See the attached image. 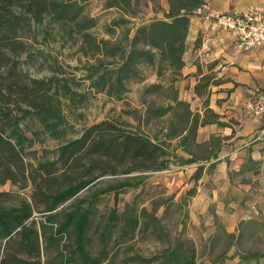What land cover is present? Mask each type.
Instances as JSON below:
<instances>
[{"label":"trees","instance_id":"1","mask_svg":"<svg viewBox=\"0 0 264 264\" xmlns=\"http://www.w3.org/2000/svg\"><path fill=\"white\" fill-rule=\"evenodd\" d=\"M91 1L96 0H0V187L10 183L20 191L31 190L29 199L0 192V264H102V259L90 249L92 208H83V201L67 210L64 206L68 202L95 188L106 176L123 179L98 188L90 194L91 198L97 202L107 193H115L118 198L125 189L140 186L144 176L134 174L165 171L174 163L199 164L195 173L199 181L206 165L212 169L219 163L227 140L212 135L208 141H198L201 128L226 127L210 107V86L223 81L209 75L201 78L194 90L196 97L203 100L201 111H194L191 103L181 98L179 87L185 79L183 69L192 19L196 10L211 0H168L164 19L144 23L133 34L128 18L114 19L106 28L110 39L92 34L99 21L87 13L86 5ZM149 4L160 8L161 0H106L104 8L135 17ZM45 23L59 27L69 40L81 42V51L93 60L86 68L90 89L111 100H124L133 81L146 82L144 67L155 70L156 82L144 86L140 94L143 110L124 112L136 126L104 120L85 128L78 138L67 141L55 152L35 149L43 147L47 139L65 137L62 98L71 106L82 104L85 99L67 82L60 88L56 76L39 79L24 68L30 58L27 34ZM123 27V37L117 38L118 29ZM31 119H36V129L25 125ZM175 142L177 146L173 148ZM178 151L183 155H178ZM259 168L260 162L249 157L240 171L231 172L230 176ZM196 193L193 188L188 195L194 197ZM174 200H154L151 211L132 207L120 216L114 210L101 238L112 237L122 222L120 234L124 237H135L143 227L158 239L166 236L167 243L147 264H198L195 243L181 235L171 240L160 226V209L165 208L166 214L167 205ZM37 214L43 215L44 221H38ZM216 222L219 231L211 242L212 263L224 264L232 249H236L242 262L264 257L262 243L245 245L256 235L249 226L258 222L242 221L237 234ZM222 239L226 245L216 254V244ZM67 240L73 241L71 248L65 246Z\"/></svg>","mask_w":264,"mask_h":264},{"label":"rangeland","instance_id":"2","mask_svg":"<svg viewBox=\"0 0 264 264\" xmlns=\"http://www.w3.org/2000/svg\"><path fill=\"white\" fill-rule=\"evenodd\" d=\"M105 2L106 0H96L86 5L87 13L99 21L97 28L92 31V34L105 39L111 38L107 34L106 28L114 19L121 18L122 16L128 18L130 20L128 28L132 30L133 34L136 28L144 23H148L153 19H164L165 11L168 10V8L166 9L164 7L166 0H161L160 8L149 4L142 8L141 13L132 17L118 9L106 10L104 8ZM124 28L118 29L116 34L117 38L123 37L125 32ZM26 42L30 55L27 65L24 67L26 70H29L39 79H48L56 76L57 84H60V88L62 84L67 82L73 90L85 96L83 103L77 106L69 105L66 99L62 98L63 113L66 118L65 127L67 130L65 137L62 140L47 139L43 147L37 146L35 149H38L40 152L44 149L55 152L67 141L78 138L85 128L104 120L116 122L126 121L136 126V122L124 112L134 109L143 110V106L140 103V94L144 86L156 82L154 69L144 67L146 82L133 81L130 84V92L125 96L124 100H111L105 94H97L90 89V81L86 78L88 74L86 68H88L90 63H93V60L91 56H86L81 51L80 41H77V39L75 41L69 40L65 33L60 31L59 27L52 28L48 23H45L35 26L32 32L27 34ZM179 87L181 98L190 102L194 111H201L203 109V100L198 97H193L195 87L193 88L190 80H182ZM211 98L212 96H210V102ZM229 124H231V121ZM25 125L36 129L37 121L36 119H31ZM208 134V132L205 131L203 133L200 130L198 141H208ZM254 141V137L249 139L248 143L250 147L257 144L253 143ZM173 146L175 148L177 143H173ZM177 154L183 155L181 151H178ZM246 160L247 158H245ZM173 162H176V160L174 159ZM260 164H264V161L260 160ZM198 168H200L199 164L179 166L174 163L165 171L137 173L133 176H144L138 188L125 189L119 193L118 198H116L115 193L103 194L99 201L94 202L90 194L98 188H104L112 184L116 179H123V177L114 178L106 176L96 183L95 188L80 193L75 200L68 202L64 207L70 210L72 205H80L84 201L82 204L83 208H92L93 221L90 232L92 243L90 249L96 257L102 259V264H147V260L155 258L167 247L166 236L162 235L160 237L162 239H158V236L146 231L143 227L135 237L122 236L120 229L123 222L119 223L118 227L114 229L112 237L107 239L101 238L102 232L110 223V218L114 210L120 216L132 207H135L138 211L144 208L151 211V202L161 197H172L175 199V203L170 202L167 205L168 211L166 214L164 213L165 208L160 209L158 213V217L162 219L160 226L162 227L163 233H169L171 240L179 235L185 239L192 240L199 252L200 258L198 264H219L212 263L210 256V252L213 251L211 242L219 231L217 220L221 222L227 231L228 229L233 230L228 232H236V234L242 221L248 222L253 220L254 222H258L249 226L256 231V235L252 240L246 241L245 245L258 246V244L262 243L260 246L263 248L264 227L262 223L264 222V211L259 205H253L256 209L253 217H250L251 215L246 213L242 214V211L245 212V209L253 203L254 195L260 189H264V166H261L255 172L234 175L236 188L231 192L232 195L224 197L222 199L223 202H220L222 200L218 202L210 201L209 204L203 201H200V204H198L194 199L198 194L200 181H207V185L212 189L209 182H212L211 180L214 178L217 168L209 169V165H206L201 180L196 181L195 173ZM229 175L230 171L228 172ZM248 178H251V181L253 180V192H246L243 186L238 185L239 182ZM193 188L197 190L194 197L188 195V192ZM0 192L21 194L27 199L31 196L30 189L20 191L18 186L10 183L0 187ZM219 198H222V196ZM233 204L240 209L239 214H236L237 209ZM219 206L225 210L226 214L224 216L217 215L216 211L220 208ZM64 207L62 206L61 208ZM36 217L38 221H44L43 215L37 214ZM261 237L263 239H260ZM225 243L226 240L222 239L216 244V254L222 251L226 245ZM65 246L71 248L73 241L67 240ZM224 264H264V257L260 261L250 260L242 262L236 256V249H232L228 255V260Z\"/></svg>","mask_w":264,"mask_h":264},{"label":"crops","instance_id":"3","mask_svg":"<svg viewBox=\"0 0 264 264\" xmlns=\"http://www.w3.org/2000/svg\"><path fill=\"white\" fill-rule=\"evenodd\" d=\"M209 2L225 13L244 11L249 7L264 10V0H211ZM164 7L169 8L168 0L164 2ZM223 66H227V70L223 71ZM183 75L186 81L190 80L193 88L200 83L202 77L208 75L223 81L221 85L210 86L212 96L210 107L221 116V121L226 124V127L210 125L200 130L203 133L205 131L209 133L208 139L212 135H219L226 137L227 140L219 155L214 178L212 182H209L212 189L207 185V181H200L198 194L194 199L198 204L200 201L207 204L210 201L218 202L227 195H232L231 192L236 188L234 177L228 176L229 171L230 173L240 171L245 158L252 157L255 161H264V150L261 145L256 140L253 142L257 143L255 146L250 147L248 143L249 139L257 136L262 122L253 118L245 109L250 99L264 94V47L250 52H239L233 36L194 17L187 39ZM193 97H196L194 91ZM230 121L231 124H229ZM261 166L264 164H260V168ZM248 179L251 180V178ZM238 185L243 186L246 192L254 191L253 180L247 183L242 181ZM221 196L222 198H219ZM253 205H259L264 211V189H260L254 195L253 203L245 209V212L242 211V214L246 213L253 217L256 213ZM221 208H218L216 213L224 216L226 212ZM235 208L236 214H239L240 209L236 206ZM228 231L233 230L228 229Z\"/></svg>","mask_w":264,"mask_h":264},{"label":"built area","instance_id":"4","mask_svg":"<svg viewBox=\"0 0 264 264\" xmlns=\"http://www.w3.org/2000/svg\"><path fill=\"white\" fill-rule=\"evenodd\" d=\"M195 17L233 36L239 52H250L264 47V10L260 8L249 7L244 11L225 13L206 2L196 10ZM222 70H227V66H223ZM245 109L253 118L262 122L255 140L264 150V94L250 99Z\"/></svg>","mask_w":264,"mask_h":264}]
</instances>
